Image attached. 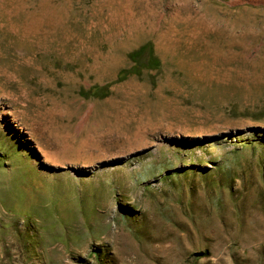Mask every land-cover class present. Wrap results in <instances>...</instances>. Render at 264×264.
I'll return each instance as SVG.
<instances>
[{"label": "rangeland", "instance_id": "1", "mask_svg": "<svg viewBox=\"0 0 264 264\" xmlns=\"http://www.w3.org/2000/svg\"><path fill=\"white\" fill-rule=\"evenodd\" d=\"M0 264H264V0H0Z\"/></svg>", "mask_w": 264, "mask_h": 264}, {"label": "trees", "instance_id": "2", "mask_svg": "<svg viewBox=\"0 0 264 264\" xmlns=\"http://www.w3.org/2000/svg\"><path fill=\"white\" fill-rule=\"evenodd\" d=\"M153 50L152 44L146 42L128 52L129 67H124L118 72L117 81H123L131 76L141 77L145 71L150 72L160 69L161 62ZM107 95L106 86H91L87 90H82V96L84 97L92 96V98H103Z\"/></svg>", "mask_w": 264, "mask_h": 264}]
</instances>
